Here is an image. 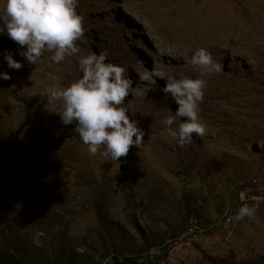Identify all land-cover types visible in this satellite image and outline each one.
Returning <instances> with one entry per match:
<instances>
[{"label":"rangeland","instance_id":"obj_1","mask_svg":"<svg viewBox=\"0 0 264 264\" xmlns=\"http://www.w3.org/2000/svg\"><path fill=\"white\" fill-rule=\"evenodd\" d=\"M223 2L220 7L260 23L264 42V0ZM151 3L79 0L76 11L84 29L76 42L79 52L59 64L45 52L37 67L29 66L18 55L20 46L0 35V72L11 77L0 79V173L9 180L10 155L20 150L22 163L11 186L22 189L20 181H30L20 192L32 199L29 208L35 215L22 211L19 223L37 227L36 215L46 214L42 233L31 230L24 245L41 255L25 258L22 264L53 262L52 248L60 252L61 245L70 247L81 240L90 245L111 229L106 246L118 252L120 262L128 258L132 264H264V201L254 202L264 196V44L256 50L245 46L239 53L203 47L221 65L223 82L204 89L198 107L204 137L194 136L181 146L162 123L177 105L159 90L149 91L138 76L149 70L161 87L169 77L195 79L201 70L186 61L199 48L175 59L163 52L173 42L151 31L153 22L146 15ZM159 4V10L171 6ZM256 37L245 42L252 44ZM5 51L24 66L8 68ZM101 51L106 63L126 69L132 85L122 106L145 131L141 148H130L118 161L101 155L103 147L90 155L75 125L60 122L59 103L46 99L49 87H67L80 77L81 57ZM122 165L130 170L123 173ZM245 204L258 206L254 217L231 220ZM19 218L5 220L12 232L20 229L14 223ZM143 237L153 244L151 249ZM165 250V261L154 259ZM104 264L114 263L106 259Z\"/></svg>","mask_w":264,"mask_h":264},{"label":"clouds","instance_id":"obj_2","mask_svg":"<svg viewBox=\"0 0 264 264\" xmlns=\"http://www.w3.org/2000/svg\"><path fill=\"white\" fill-rule=\"evenodd\" d=\"M79 0H0V35H6L20 46V55L29 66L37 67L45 52L52 53L50 59L59 64L66 56L79 52L76 42L82 37V19L76 8ZM3 59L8 68L19 70L24 65L5 51ZM107 55L92 52L79 59L80 77L67 87H49L48 102H58L60 122L64 126L75 125L74 131L87 146L90 155H101L118 161L126 157L130 148L140 149L145 131L138 121L130 118L123 107L129 95L132 81L120 65L106 63ZM186 65L198 68L205 74L221 71L205 48L194 51ZM8 72H0V79L9 80ZM149 91L159 90L177 105L172 116L162 123L170 137L181 146L190 143L194 136L203 138L206 127L198 117L199 104L204 99L206 81L202 78H167L161 87L149 70L139 74ZM177 120L178 126L174 127ZM264 201V196L255 198ZM258 206H241L231 220L252 219Z\"/></svg>","mask_w":264,"mask_h":264},{"label":"bare ground","instance_id":"obj_3","mask_svg":"<svg viewBox=\"0 0 264 264\" xmlns=\"http://www.w3.org/2000/svg\"><path fill=\"white\" fill-rule=\"evenodd\" d=\"M151 1V9L148 11L149 14L146 13L153 22L151 31L154 33L156 31L160 32L163 36L172 40L173 44H171L170 47L162 48V51L167 52V54L173 56V58L191 55V51L196 48L210 46L218 48L222 52L239 53L245 50V46L250 45L252 47L251 49L254 48L256 50L264 44L263 41V44L260 41L262 31L261 24L257 23L256 20H251L250 15H237L234 12V8L232 11L231 8L224 9L225 7H220L222 3H224V0ZM218 1L221 2V4H219ZM159 2H165L166 5L170 4L171 6L164 10H159L158 7L161 6ZM156 3L157 6L155 5ZM255 35H257L255 42L252 44L245 42L248 37H253ZM179 44L183 46L180 47ZM245 53L243 52V55ZM173 70L174 69L167 70V74H169L170 71L173 72ZM194 78L204 79L208 87H215L214 85H220L223 82L220 72L205 74L202 73V71H197V73L195 72L194 74Z\"/></svg>","mask_w":264,"mask_h":264},{"label":"trees","instance_id":"obj_4","mask_svg":"<svg viewBox=\"0 0 264 264\" xmlns=\"http://www.w3.org/2000/svg\"><path fill=\"white\" fill-rule=\"evenodd\" d=\"M20 162L22 163V153L20 150H16L14 155H10L9 173L11 176L9 180L6 181V175L3 172L0 173V223H5L6 219L13 216L17 218L21 217L19 220H16L17 222L13 220L14 223L20 227L17 233L10 230L8 222H6L4 225H0V264H22L25 261H29L30 256L41 255L36 251L30 250V247L27 249L24 247L25 244L29 243L28 238L31 230L34 231V235L37 233H42L40 226L44 224L43 219L46 217V214H42V216L36 215L35 219L36 222H38L37 227L33 226V224L23 227L21 224L22 222L19 223V221L22 219V216L24 219L22 211L25 213L26 210H28L25 215H30V212L31 214L35 215L33 210L29 208L33 202L32 199L29 196L26 197L24 192H20L21 190L28 188L30 181L25 180L26 178L21 180L19 185L22 189L11 186V183L15 181V173ZM38 173L42 175L43 171ZM22 197L24 200H22ZM19 213L20 215L18 216ZM25 221H28L27 218H25ZM49 225L50 227L53 226L52 224ZM113 230L114 229L109 230L107 234H98L97 238L93 240V243L90 245L84 243V241L81 240L79 243L72 244L70 247H67L65 244L61 245L62 250L60 252H58V250L55 248H52L56 258L53 262L48 260L47 264H104L106 259H111L114 264H132L131 260L128 258H125L123 262H120V258L117 255L118 252L112 247H109L111 249L109 250V248L106 246V242L111 236H113ZM22 238L23 242L20 244ZM142 239L145 240L144 243L147 245V248L151 249L153 247V244H150L145 237ZM70 242H73V240ZM63 243H67V240H63ZM67 248L69 250L68 252H65V249ZM168 256V250H165V252L161 254V257L154 259H157L158 261H165ZM27 264L32 263L27 262ZM145 264L160 263L149 261Z\"/></svg>","mask_w":264,"mask_h":264},{"label":"water","instance_id":"obj_5","mask_svg":"<svg viewBox=\"0 0 264 264\" xmlns=\"http://www.w3.org/2000/svg\"><path fill=\"white\" fill-rule=\"evenodd\" d=\"M130 170V166L129 165H122L121 166V171L123 172V173H126V172H128Z\"/></svg>","mask_w":264,"mask_h":264},{"label":"built area","instance_id":"obj_6","mask_svg":"<svg viewBox=\"0 0 264 264\" xmlns=\"http://www.w3.org/2000/svg\"><path fill=\"white\" fill-rule=\"evenodd\" d=\"M256 201V199H254V202Z\"/></svg>","mask_w":264,"mask_h":264}]
</instances>
